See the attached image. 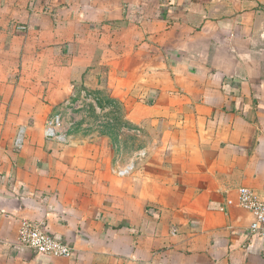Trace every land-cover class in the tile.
<instances>
[{"label":"crops","instance_id":"obj_1","mask_svg":"<svg viewBox=\"0 0 264 264\" xmlns=\"http://www.w3.org/2000/svg\"><path fill=\"white\" fill-rule=\"evenodd\" d=\"M86 90L120 141L46 138ZM263 184L264 1L0 0V264H264L237 204ZM24 219L75 256L22 247Z\"/></svg>","mask_w":264,"mask_h":264},{"label":"built area","instance_id":"obj_2","mask_svg":"<svg viewBox=\"0 0 264 264\" xmlns=\"http://www.w3.org/2000/svg\"><path fill=\"white\" fill-rule=\"evenodd\" d=\"M80 99L81 101L70 104V108L66 111L60 110L48 119L44 127L46 138L65 141L77 127L78 121H76L72 111L82 109L85 105L96 108L100 101L95 95L84 94ZM21 144L22 139L18 137L16 145L21 146ZM228 203L232 204L233 201L229 200ZM237 204L253 216V220L247 228L248 233L259 235L264 239V184L260 189L240 187L238 189ZM18 243L37 255L62 258L75 256V247L71 243L51 235L47 224L41 221L24 219L19 227Z\"/></svg>","mask_w":264,"mask_h":264},{"label":"rangeland","instance_id":"obj_3","mask_svg":"<svg viewBox=\"0 0 264 264\" xmlns=\"http://www.w3.org/2000/svg\"><path fill=\"white\" fill-rule=\"evenodd\" d=\"M261 1H264V0H261ZM84 94L85 95H95L100 99V101L98 102V106L96 108L95 107L93 108L91 105H89L88 107L85 105L82 109L72 111L75 117H76V114L79 113L81 114V118H82V120L79 123L77 122L76 130L78 131L80 130L83 133L85 132V134L88 136L86 138H88L90 141H94V143L99 139H97V137L93 134L97 135V133H99L98 135H100L101 132L103 133L107 132L111 136L113 134L111 138L113 139V137L114 138L116 137V139L120 141V138H119L120 129H121V126L124 125L122 121L123 114L125 112L124 108L119 104V102H117L116 99L111 98L107 94H102L100 92L86 90V91L81 92L79 98L83 97ZM73 103H75V101ZM65 108L67 107L65 106ZM76 121H78V119ZM127 158L128 156H126V159ZM115 165H116L115 168H117L115 173H118L121 175L126 174L125 171L128 169H125V168L128 166H126L125 168L119 169V167H117L119 165L117 164ZM129 166H132V165H129Z\"/></svg>","mask_w":264,"mask_h":264}]
</instances>
